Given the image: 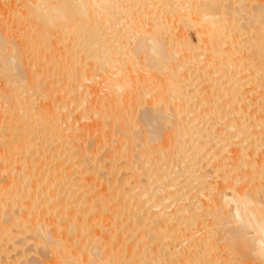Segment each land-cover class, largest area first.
<instances>
[{
	"label": "bare ground",
	"instance_id": "1",
	"mask_svg": "<svg viewBox=\"0 0 264 264\" xmlns=\"http://www.w3.org/2000/svg\"><path fill=\"white\" fill-rule=\"evenodd\" d=\"M4 7L27 41L18 33L24 43H12L0 25V264H27L35 248L34 264H216L228 250L264 264V190L249 181L264 185V0H0ZM242 60L257 77L253 111L236 82L206 79L235 78ZM47 82H59L63 100ZM98 87L107 114L91 96ZM78 104L92 121L80 134ZM236 170L253 190L242 177L232 182Z\"/></svg>",
	"mask_w": 264,
	"mask_h": 264
},
{
	"label": "rangeland",
	"instance_id": "2",
	"mask_svg": "<svg viewBox=\"0 0 264 264\" xmlns=\"http://www.w3.org/2000/svg\"><path fill=\"white\" fill-rule=\"evenodd\" d=\"M2 9H3L4 11H2V12L0 13V14H2V17H1V15H0V21H3V22H0V25H1V24L3 25V24L5 23V24L3 25V27H4L6 24H9V25H11L10 28H11V27L13 28L14 26L18 25V24L13 23V26H12V24L9 23V22H10L9 19H11V17H10V13H9L10 10H8V9L5 8V7L2 8ZM5 11H6V12L9 11V12L5 13ZM244 11H245V10H244ZM244 11H243V12L240 11L238 14H241V15L244 14V16H245V15L247 14V12L245 11V13H246V14H245ZM3 12H4V13H3ZM241 12H242V13H241ZM11 13H12V12H11ZM3 14H5L4 17H3ZM241 15H240V16H241ZM6 16H7L8 18H7ZM238 16H239V15H238ZM240 16H239V17H240ZM242 16H243V15H242ZM9 17H10V18H9ZM245 17H247V15H246ZM245 17H244V18H245ZM12 18H13V17H12ZM6 19H7L9 22H8ZM4 20H5V21H4ZM244 20H245V19H242V21H244ZM11 21L14 22L13 20H11ZM14 24H15V25H14ZM9 25L6 26V28H5L6 31H4V29H3V31H4L5 33L7 32L6 34H7V36H8V39H9V40H12V43H13L14 38H15V40H14L15 43H17V42L20 43V44L24 43V42L21 41L23 37H22L21 34L19 33L20 30L22 31V30L24 29V28H23V29L21 28V27H23V26L18 27L19 29L16 28V27H14V28H16L17 30L13 28V31L10 30V32H9V30H8V29H10V28H9ZM18 26H20V25H18ZM1 27H2V26H0V30H2ZM189 27H190V28H189ZM191 28H192V29H191ZM180 29H181L180 31H182V32L184 31V32H185V33H184V32L182 33V34L185 36V39L188 38V39H186V40H187L188 44H190V46L187 45V49H188V46H189V48H190V47H191V48H194V47H192V46H198V45L200 46V44H199V40H198L197 37H196L197 33H196V31L194 32V27L185 24L184 26H182V28L180 27ZM7 30H8V31H7ZM18 30H19V32H18ZM185 30H186V31H185ZM176 32H178V31H176ZM10 33H12V34H11V39H10V37H9V35H8V34H10ZM18 33L20 34V37H22V38H18V36H19ZM15 34H17V35H15ZM177 38H178V39H181V38H182L181 33H177ZM18 39H20V40H18ZM16 40H17V41H16ZM23 40H26L25 37L23 38ZM20 41H21L22 43H21ZM26 41H27V40H26ZM28 42H29V41H28ZM28 42H26L25 44L27 45V44L30 43V42H29V43H28ZM197 43H198V44H197ZM21 46H22V45H21ZM24 46H25V45H24ZM30 46H31V45H30ZM199 46H198V47H199ZM27 47H28V45H27ZM200 47H201V46H200ZM25 48H26V46H25ZM25 48L23 47V51H24V50H27V51L24 52V53H26V54H24L25 59H26V61L30 62V61L33 59V57H30V52H28L29 50H28V49H25ZM191 48H190V49H191ZM195 48H196V47H195ZM195 48H194V49H195ZM180 49H181V48H180ZM183 49H184V48H183ZM185 49H186V46H185ZM196 49L198 50V48H196ZM192 50H193V49H192ZM197 50H195V51L193 50V52H194L195 54H198L199 50H198V51H197ZM180 51H181V50H180ZM48 54H49V53L47 52L46 55H48ZM26 55H27V56H26ZM201 57H203V58H202L203 60H204V58H206V57H204V56H201ZM27 59H28V60H27ZM29 59H31V60L29 61ZM42 59H43V58H42ZM44 59H45V58H44ZM37 60H39V59H37ZM200 60H201V58H200ZM203 60H201L200 62H198L197 65H199V63L203 62ZM40 61H43V60L40 59ZM46 63H47V62H45L44 65H46ZM201 64L203 65V63H201ZM201 64H200V65H201ZM34 65H36V64H33L32 69H33V70H37V69H35V66H34ZM44 65H42V66H44ZM47 65H48V64H47ZM49 65H50V63H49ZM202 65H201V66H202ZM238 65H239V67H240L241 69H238L239 71H238L237 74H233V76H235V78H232L233 80H232V79L230 80L229 78H227L228 75H225V76L223 75L222 77H221V75H219L221 78H216V77H218V72H215V73H217V76H216L215 73H214V74L212 73V75H210V76H209V75H206V76H209V77L206 78V77H204V75H203V76L201 75V74L204 73L203 70H202V68H199V67H201V66L198 67V68H199L198 70H199V72H203V73H201L200 75H201V77H203L204 79H205V78L208 79V78H210V77L213 78V76L215 75V78H214L215 81H216L215 85H217V84H219V83L221 82L220 86H222V87H224V88H227V87H229L230 85H232L231 83L236 82V83L239 85V86H237V89H236L237 93H239V94H236V97H237V98H240V97L242 96V98L246 99L247 101H248V100L252 101L253 104L249 101L250 104H251L252 106H251V105L249 104V102H248L249 105H248L247 107H248L249 110H251V109H250L251 107H253V108L255 109L256 106H253V105H255L254 103H255V101H256V98H254V97H256L257 92L254 90L255 87H256V86H255L256 83H255V84H253V83L257 81V79H255V78H257V77H255L256 75H255V76H253V75L256 74V73H254V69L252 68V66H249V63H248L246 60H242V61H241V64H238ZM37 66H38V68H39V65H37ZM246 66H247V67H246ZM33 67H34V68H33ZM196 67H197V66H196ZM239 67H238V68H239ZM250 67H251V68H250ZM249 68H250V69H249ZM247 69H248V70H247ZM252 69H253V70H252ZM152 70H153V69H152ZM198 70H196V71H198ZM200 70H202V71H200ZM249 70H250V71H249ZM251 71H252V73H251ZM140 72H141V70H140ZM143 72H146L147 74H146V73H143L142 76H143L144 74H146L147 76H149L150 74L152 75V73L149 74L147 71H143ZM150 72H151V71H150ZM219 72H220L219 74H221V71H219ZM255 72H256V71H255ZM135 73H136V72H135ZM141 73H142V72H141ZM196 73H198V72H196ZM196 73H195V74H196ZM133 74H134V73H133ZM139 74H140V73H139ZM148 74H149V75H148ZM146 75H144L143 78H141L142 76H141V74H140V76H138V77H140V80H142V79H144V77H145ZM200 75L198 74V76H200ZM147 76H146V77H147ZM59 77H60V79L63 78V77H61V76H59ZM146 77H145V78H146ZM149 77H150V76H149ZM149 77H148V78H149ZM201 77H197L198 81H200V78H201ZM53 78H55V77L53 76ZM148 78H146L145 81H147ZM154 78H155L154 76H153V77H150V79H151V83L149 82V80H148V83H149V84H148L147 82H145V83H146L147 85H150V86H151L152 83H155V84H156L158 81L156 80V82H155V79H156V78H155V79H154ZM55 79H58V77H56ZM96 79L98 80L99 78H96ZM201 79H202V78H201ZM206 79H205V80L202 79L203 82L200 81L201 84H202L201 86L208 84L207 82H209L210 79H209V80H206ZM228 79H229V80H228ZM52 80H54V79H52ZM225 80H226V81H225ZM227 80H228V81H227ZM253 80H254V81H253ZM142 81H143V85H142V83H141L140 85H142V86H146L145 83H144V80H142ZM204 81H205V82H204ZM252 82H253V83H252ZM60 83H61V82H60ZM86 83L89 84V82H86ZM101 83H102V87H101ZM101 83H100V86H99V87L101 88V92H102V91H104L106 88L104 87L105 85L103 84V82H101ZM236 83H235V84H236ZM47 84H48V82H47ZM47 84H44V87H41V88H47L48 86L45 87V85H47ZM56 84L58 85L59 82H54V86H53L52 84H50L53 88H51V86H50L49 84H48V85L50 86L51 89H53V92H55V91L57 90L56 88H58L59 91L57 90L54 94H53V93H52V94H53L54 97H56V96L58 97V96H59L58 98H59L60 100H63V98H61V96L64 97L65 92H64L62 89H60V87L57 86ZM155 84H154V85H155ZM59 85H60V84H59ZM157 85H158V84H156V86H157ZM150 86H149V88H150ZM99 87L96 88V89H94L95 87L93 88V89H94L93 91L96 90V91L98 92V94L96 93V91L94 92L95 94H94L93 92H91V93H93V95L91 94V96H93L92 98H95L94 100H99V101H98L99 104H95V103H94V102L97 103V101H94V102H93V103L95 104V106L98 105L97 108H101V109H103V107H101V106L99 107V105L102 104L101 102H103L104 100L101 101V99H98V98H99L100 96L103 97L104 94H101L100 90H99V91L97 90V89H99ZM50 88H47V89H50ZM102 88H103L104 90H103ZM151 88L154 89L155 86L152 85ZM251 88H252V90H251ZM152 89H151V90H152ZM60 90H61V92H60ZM253 90H254V92H253ZM105 91H106V90H105ZM105 91H104V92H105ZM99 92H100V93H99ZM104 92H103V93H104ZM215 92H217L216 89H215ZM60 93H61V94H60ZM219 93H220V92H219ZM219 93H218V94L216 93V94L219 95ZM248 93H249V94H248ZM99 94H100V95H99ZM149 94H150V93H148V97L150 98V95H149ZM200 94H201V93H200ZM202 94H203V93H202ZM202 94H201V96H202ZM95 95H96V97H97V95H98V97H97V98L94 97ZM217 95H216V96H217ZM67 96H68V95H66L65 97H67ZM239 96H240V97H239ZM57 97H56V99L58 100ZM146 97H147V95H146ZM196 97H198L199 100L202 98V97L200 98L199 95L196 96ZM203 97H204V95H203ZM218 97H219V96H218ZM228 97H229V96H228ZM144 98H145V97H144ZM198 98H197V99H198ZM222 98H223L224 100H226V97H225V98H224V97H221V99H222ZM253 98H254V101H253ZM219 99H220V98H219ZM221 99H220V100H221ZM224 100H222V101H224ZM246 100H245V101H246ZM222 101H221V102H222ZM247 101H246V103H245L243 100H241V102L244 103L243 106H246L245 104H247ZM84 102H85V101H84ZM82 103H83V102H82ZM82 103H81V105H82ZM85 103H86V102H85ZM94 104H93V105H94ZM81 105L78 104V107H75L74 109H72V110H73V111H72L73 114H74L75 112H77V113L79 114V118H78V119H77V117H78V114H77V113H75L74 115L72 114L73 116H75V115L77 114V116L74 117L75 120H76V119H77V120H76V122H75V121L73 122V123H75L76 126H77V127H76V126H75V127L78 128V129H76V130L79 131V132H78V131L76 132L77 134H78V133H79V134H80V133H83V131L80 132V129L84 130V133H85V131H86L88 128H90L89 124H91V122H92V121L90 122V119H87V117H85V119L89 120V122H87V120H85L84 117H83V119H82V117H81V115H80V112H83L84 110L86 111L87 108H86V109H83L84 106L81 107ZM83 105H85V104L83 103ZM93 105L91 104L92 107H93ZM95 106H94V107H95ZM120 106H121V105H119V107H120ZM79 108H80V109H83V110H80ZM84 108H85V107H84ZM95 108H96V107H95ZM104 108H106V107H104ZM122 108H123V107H122ZM253 108H252L251 111H253ZM138 109H143V108H142V106H139ZM200 110H201V109H200ZM202 110H203V109H202ZM85 111H84V112H85ZM106 111H108V110L106 109ZM106 111H105V109H103V113H106V114H107ZM199 112L201 113V111H199ZM104 115H105V114H104ZM73 116H72V117H73ZM107 119H108V118H107ZM107 119H105V120H107ZM85 122H86L87 124H86ZM77 123H78V124H77ZM86 126H87V127H86ZM88 126H89V127H88ZM86 128H87V129H86ZM91 128H92V127H91ZM93 128H94V127H93ZM103 128H105V127H103ZM103 128H102V129H103ZM85 129H86V130H85ZM106 129H107V130H110L109 127H106ZM89 130H92V131L89 132V134H86V138H87L88 136H89V137H90V136L93 137V136L97 135V134L93 131V129H89ZM105 131H106V130H105ZM96 132H97V131H96ZM94 134H95V135H94ZM83 136L85 137V135H83ZM89 137H88V138H89ZM96 137H97V136H96ZM115 137H116V136H112V137H110V138H111V139H112V138L115 139ZM88 138H87V139H88ZM94 138H95V137L90 138V141H91V139H94ZM97 138H98V137H97ZM97 138H95L94 140L96 141ZM118 138H119V136H118ZM118 138L116 137V139H118ZM82 139H83V137H82ZM87 139H84V141L86 140L85 143L87 142ZM98 140H100V139H98ZM84 141H83V142H84ZM112 141H113V140H112ZM100 142H101V141H100ZM85 143H84V144H85ZM87 143H88V142H87ZM87 143H86L85 145H87ZM89 143H90V142H89ZM98 143H99V142H98ZM113 143H116V142H113ZM99 144H100V143H99ZM96 145L99 146L98 144H96ZM101 145H102V144H101ZM115 145H116V144L111 145V143H110V145H109V149H111V147H112V146H115ZM103 146H104V145H103ZM103 146H102L101 148H103ZM105 146L108 147L106 144H105ZM110 146H111V147H110ZM137 148H138V147H137ZM261 148H264V147H261ZM105 149H107V148H105ZM105 149L103 148L102 150H100V151H103V154H102L100 151H99V154L101 153L100 155H102V156H103V155H106L107 152L105 151ZM109 149H107V151H109ZM105 152H106V153H105ZM133 152H134V151H133ZM99 154H98L97 156L99 157V161H100V156H99ZM109 154H110V152L108 153V155H109ZM116 154H117V153L113 154L114 157H113V155H111L112 158H117V155H118V154H117V155H116ZM254 156H255V155H254ZM103 157H104V156H103ZM109 157H110V156H107V155H106V158H107L108 160H109ZM106 158H105V159H106ZM110 158H111V157H110ZM102 159H103L104 161L101 160V164H102L101 166L106 167L105 165L108 164V160L106 159V160H107V164H104L105 159H104V158H102ZM120 160L123 161L122 159H119V161H120ZM102 161H103V162H102ZM119 161H118V163H121V161H120V162H119ZM263 161H264V160H263ZM263 161H262V162H263ZM259 162H261V160H260ZM103 164H104V165H103ZM107 167H108V166H107ZM107 167H106V168H107ZM104 169H105V168L101 169V171H104ZM234 171H235V170H234ZM231 172H233V171H231ZM239 172H241V171L236 170L234 176H233V173H234V172H233V173H230L229 175H230V176H233V178H234V177H236L235 175L240 176ZM241 173H242V172H241ZM242 174H243V173H242ZM251 174H252V173H250V175H251ZM254 174H255V173H253V177H254ZM0 175L3 176V174H0ZM229 175H227V176L225 175V176L228 177ZM248 175H249V174H247L246 176H245V175H244V176L242 175V176H240V177H236V178H235L236 180L234 179L232 182H236V181H237V183H239V182H238V178L240 179L239 181H242V179H243L244 182L242 181V182H240V183H243V186H244V184H246V186H248V188L251 187L250 189L253 190L254 188H252V187H253V186H252L253 184L251 185V182H249L250 184H248V182L245 183V182H246V179H248V178H246ZM255 175H256V174H255ZM1 176H0V180L3 178V177H1ZM118 176H119V175H118ZM251 176H252V175H251ZM251 176H249V177H250V178H249V179H250L249 181H252V183H254V187H255V185H257L253 191H255V190L257 189V187L263 188V189H262V191H263V190H264V187H263L264 185H262V186L260 185V186H259V184H255V182H256V183H257V182L259 183L258 177H256L257 179H255V177H254V179H253ZM256 176H257V175H256ZM263 176H264V175H263ZM119 177H120V176H119ZM241 177H242V179H241ZM243 177H244L245 179H244ZM230 178H231V177H230ZM230 178L228 177V178H226V180H227V179L230 180ZM251 178H252L253 180H252ZM231 179H232V178H231ZM261 179H262V178H261ZM261 179H260V180H261ZM263 179H264V178H263ZM229 180H228V181H229ZM254 180H255V182H253ZM256 180H258V181H256ZM228 181H227V184H228ZM247 181H248V180H247ZM262 181H264V180H262ZM262 181H260V182H261L260 184H263V183H264V182H262ZM131 182H132V181H131ZM232 182H231V180H230L229 183H232ZM128 183H129V182H128ZM128 183H127V184H128ZM127 184H125V185L122 186L123 189H125V186H126V188H128L129 184H128V186H127ZM130 185H131V184H130ZM238 185H239V184H238ZM238 185H236V186L238 187ZM230 186H231V185H230ZM236 186H235V187H236ZM226 192H227V191H226ZM263 192H264V191H263ZM228 205H229V207H228ZM228 205H227V207H226V211L229 212V213H231L232 210H233V206H232V204H228ZM229 213H227V214H229ZM218 228H219V227H218ZM28 243H29V241H28ZM28 243H27V244H28ZM224 243H225V242H222V245H223ZM27 244H26V245H27ZM170 245H171V244H170ZM170 245H169V247L172 248V246H170ZM25 248H26V247H25ZM220 248H221V246H220ZM220 248H219V250H223V249H220ZM36 249H37V248H35V249H33V250L37 251ZM227 249H228V248H227ZM38 250H39V249H38ZM216 250H217V249H216ZM216 250H215V251H216ZM224 250H225V248H224ZM29 251H30V250H29ZM35 251H33L35 254H34L32 251H31V252H32L33 254H32L31 252H30V253L28 252L30 255L27 253V254L30 256V257H29V256L27 255L29 260H28V259H25V260H27L26 262H29V261H30V262L27 263V264H34V263L36 262V261H34V260H35L34 258L37 257L36 254H38L39 251H38V252H35ZM215 251L213 250L212 252H215ZM226 251H227V250H226ZM228 251H229V250H228ZM228 251H227V252H225V251H221V252L219 251V252H218L219 254H220V253L223 254V252H225V253L222 255V257H220L221 260H222V259L224 260V261L222 260L223 262H225L226 260H228L229 262H230V261L233 262V263H231V262H230V263H229V262H225L226 264H228V263H229V264H235V263H234V260H232V259H235V260L237 261L236 264H237L238 262H239L238 264H241L243 261H244V263H242V264H249V262H252V261H253V259L250 258L251 255H250V257H249V256H248V257H244L245 260H247V261L249 260L248 262H246V261L243 259V256H241V254H240L238 251H236V252H234L235 250H230L229 252H228ZM215 253H216V252H215ZM229 253H230V256H229ZM31 254H32V256H31ZM34 255H36V256H34ZM225 255H227V256H225ZM27 256H26V257H27ZM220 256H221V254H220ZM223 256H225V259H226V260L223 258ZM31 257H32V261H31ZM40 257H41V256H40ZM226 257H229V259L226 258ZM241 257H242V258H241ZM253 257H254V256H253ZM248 258H249V259H248ZM220 259H219V260H220ZM242 259H243V261H242ZM33 261H34V263H33ZM222 261H220V262L223 263ZM241 261H242V262H241ZM220 262L217 261L218 264H219ZM240 262H241V263H240ZM217 263H216V264H217ZM221 263H220V264H221ZM253 263H254V264H257V262H256L255 260L253 261ZM253 263H252V264H253ZM36 264H38V263H36ZM206 264H207V263H206ZM250 264H251V263H250Z\"/></svg>",
	"mask_w": 264,
	"mask_h": 264
}]
</instances>
